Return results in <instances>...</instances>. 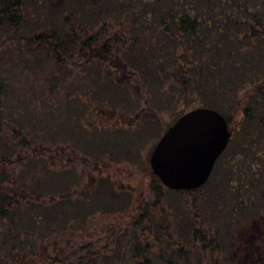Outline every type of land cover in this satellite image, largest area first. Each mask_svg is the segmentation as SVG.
<instances>
[{
	"label": "trees",
	"instance_id": "16d2710c",
	"mask_svg": "<svg viewBox=\"0 0 264 264\" xmlns=\"http://www.w3.org/2000/svg\"><path fill=\"white\" fill-rule=\"evenodd\" d=\"M6 32L17 41L11 54L33 55L52 65L53 70L47 73L51 79L56 70L61 72L59 76L66 75L68 61L88 72L85 81L77 77L76 83L63 87L67 97L72 93L79 96L66 101L67 124L73 115L79 120L85 114L106 113L105 106L111 107L110 114L118 111L129 124L131 116L146 113L135 103L139 99L148 106L150 115L145 116L149 122L165 109H175L173 114L178 116L196 100L198 106L218 110L227 123L232 113L241 109L243 121L235 149L242 158L234 164L225 162L227 145L217 159L211 175L217 174L223 181H219L215 199H222L228 207L227 186L236 178L240 182L236 187L238 202L231 210L245 214L236 222L249 226L252 221H264L257 213L260 204L250 201L264 182V0H0V36ZM248 86L240 98L239 91ZM82 96L89 97V105L80 104ZM32 121L8 133L0 123V264L46 262L49 242L56 245L72 225L67 222L74 218L75 224L80 223L86 214L83 210L92 201L99 202L95 195L101 190L112 193L107 177L90 176L81 198H76V192L68 188L75 185L76 178L70 162L81 153L78 142L86 135L82 131L57 135L64 144L52 150L42 145V133L40 137L37 133L43 130L40 123ZM45 133L47 141L52 134ZM111 141L102 139L101 149L82 152L89 155L95 151L94 161H103L101 154L109 152L105 147L115 144ZM236 142L229 140L228 144ZM51 152L65 156L68 167L54 163ZM253 160L260 168V182H252L251 174L244 170ZM208 180L184 192L193 194ZM51 184L54 187L50 188ZM53 191H58L57 197ZM87 193H91L90 201ZM263 193L256 196L264 197ZM156 197L159 201L162 195ZM230 215L225 220L228 224L233 212ZM148 216L144 209L136 223L143 225ZM247 237L253 240L254 234ZM195 238L202 248L213 249L216 244L213 235L207 238L198 232ZM59 250L61 259L53 255L52 261L61 264H93L101 256L91 243L72 255ZM128 257V264H175L163 255L157 261L150 244L138 240Z\"/></svg>",
	"mask_w": 264,
	"mask_h": 264
},
{
	"label": "rangeland",
	"instance_id": "374dc122",
	"mask_svg": "<svg viewBox=\"0 0 264 264\" xmlns=\"http://www.w3.org/2000/svg\"><path fill=\"white\" fill-rule=\"evenodd\" d=\"M0 41V123L3 130L8 133L12 128H20L22 123L27 126L33 123L32 120L38 121L43 128L42 131H37L39 137L40 132L42 133V145L52 150L56 145L64 144L57 135L82 131L86 137H80L78 145L81 153L75 158L72 157L74 162H70L75 167L76 178L75 185L68 187L69 191H75L76 198H81L90 176L96 179L107 177L108 185L112 189V193L103 189L99 195L93 194L99 202L92 201L93 204L83 210L86 214L83 213L80 223L75 224L74 218L67 222V225H72L62 232L55 246L49 242L47 261L41 264H61L52 261L53 255L61 259L58 254L60 248L64 249L66 254H73L86 243H91L93 250H98L101 255L93 264H128L129 249L137 240L141 244H150L151 254L157 261L162 259L158 256L163 255L166 258L171 257L175 264H212L213 261L216 264H264V221L261 224L252 221L249 226L238 225L237 217L241 218L245 214L231 210L232 205L238 202L236 187L240 182L236 181V178L227 186L230 199L227 202L228 207H224L222 199H215L219 181H223V178H217V174L211 175L208 184L201 190L191 194L168 189L152 173L149 165L151 150L167 126L179 116L173 114L175 109L161 110L156 113V119L149 122V117L145 116L150 115L148 106L139 99L135 100V103L146 113L142 112L137 118L131 116L129 124L120 117L118 111L110 114L108 111L111 107L105 106L106 113L85 114L79 120H74L73 115L70 124L74 127L70 128L71 125L65 120L68 117L66 101L77 99L79 96L72 93L71 97H67L63 87L73 81L76 83L77 77L85 81L88 72L73 65L77 62L68 61L66 68L69 70L66 69V75L62 74L61 77V72L56 70L54 78L51 79L47 74L53 70L51 64L49 66L41 62L40 58L17 51L11 54V50L17 48L14 46L17 41L9 32L2 33ZM19 43H22L21 40ZM249 88L250 86L241 89L238 96L243 97ZM80 104L89 105V97L82 96ZM197 104L198 100L193 101L190 108L198 106ZM232 117L228 123L231 129L229 140L237 142L234 145L227 143L232 149L226 146V154L229 156L224 157V160L234 164L242 158L236 150L240 140L237 132L240 131L243 121L242 110L233 112ZM47 131L52 135L45 141ZM125 136L130 137L133 144H130ZM102 139H113L115 144L110 148L105 147L109 152L101 154L103 161L96 163L93 159L95 151L86 155L82 150L101 149L99 142ZM130 146H133L131 150ZM232 153L235 158L231 156ZM50 155H53L54 163H60V167H68L65 156H54V152ZM81 155L84 158H80ZM256 163L253 160L250 167L244 169L247 174H251L252 182H260L263 179ZM61 171L66 169L61 168ZM262 184V187L258 186L250 201L256 203L257 200L260 204L257 213L264 218V197L256 196L258 192H264V182ZM52 187L53 184L50 185V188ZM57 192L53 191L56 197ZM232 193L235 196L231 198ZM157 195H162L159 201ZM87 196L90 201L91 193H87ZM144 209L149 211L148 220L139 225L136 223L137 217ZM228 211L233 212L230 224L225 222L227 217L232 215V212ZM196 230L207 238L213 235L215 240L216 236L213 249L201 247L195 238L198 234ZM250 233L254 234L253 240H248Z\"/></svg>",
	"mask_w": 264,
	"mask_h": 264
},
{
	"label": "water",
	"instance_id": "95a60500",
	"mask_svg": "<svg viewBox=\"0 0 264 264\" xmlns=\"http://www.w3.org/2000/svg\"><path fill=\"white\" fill-rule=\"evenodd\" d=\"M231 129L216 109L196 106L181 113L155 142L151 171L168 189L193 190L210 177L225 150Z\"/></svg>",
	"mask_w": 264,
	"mask_h": 264
}]
</instances>
